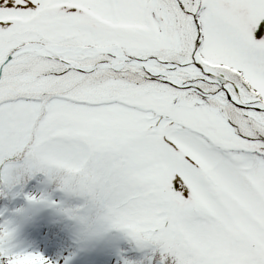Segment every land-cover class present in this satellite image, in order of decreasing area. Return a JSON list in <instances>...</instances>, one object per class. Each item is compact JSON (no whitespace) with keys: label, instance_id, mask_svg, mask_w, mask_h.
<instances>
[{"label":"snow or ice","instance_id":"6c2138e0","mask_svg":"<svg viewBox=\"0 0 264 264\" xmlns=\"http://www.w3.org/2000/svg\"><path fill=\"white\" fill-rule=\"evenodd\" d=\"M34 142L140 264H264V0H0V166Z\"/></svg>","mask_w":264,"mask_h":264},{"label":"rangeland","instance_id":"374dc122","mask_svg":"<svg viewBox=\"0 0 264 264\" xmlns=\"http://www.w3.org/2000/svg\"><path fill=\"white\" fill-rule=\"evenodd\" d=\"M12 168L29 176L0 199V264H33L34 254L44 264H140L151 255L137 248L113 214L94 164L72 163L44 142H34L3 161L0 177ZM54 180L60 190H51ZM77 218L106 221L110 227L84 241L78 238ZM51 228L55 232L49 233Z\"/></svg>","mask_w":264,"mask_h":264},{"label":"clouds","instance_id":"9594fccd","mask_svg":"<svg viewBox=\"0 0 264 264\" xmlns=\"http://www.w3.org/2000/svg\"><path fill=\"white\" fill-rule=\"evenodd\" d=\"M78 238L84 241L99 236L110 225L106 221H96L90 218H77Z\"/></svg>","mask_w":264,"mask_h":264}]
</instances>
